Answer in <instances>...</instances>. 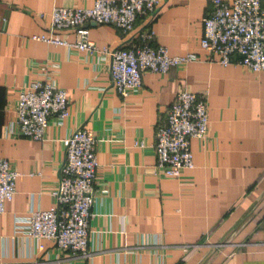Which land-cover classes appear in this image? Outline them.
<instances>
[{
  "label": "crops",
  "instance_id": "0c3cea01",
  "mask_svg": "<svg viewBox=\"0 0 264 264\" xmlns=\"http://www.w3.org/2000/svg\"><path fill=\"white\" fill-rule=\"evenodd\" d=\"M92 2L0 0V157L18 173L0 213V264H264V73L204 61L201 17L210 0H159L154 16L137 19L127 36L111 25L88 26L98 48L117 47L145 28L148 43L167 55L197 57L165 74L144 72L139 91L122 98L109 85L106 59L29 39L47 33L54 7ZM47 60L59 62L55 83L68 115L59 126L49 118L40 140L14 136L8 128L18 92ZM181 88L205 92L207 136L189 139L192 167L173 179L151 171L152 144ZM76 128L96 139L90 254L58 252L45 239L34 254L31 241L13 232V217L53 206L61 139Z\"/></svg>",
  "mask_w": 264,
  "mask_h": 264
},
{
  "label": "built area",
  "instance_id": "2783aa9c",
  "mask_svg": "<svg viewBox=\"0 0 264 264\" xmlns=\"http://www.w3.org/2000/svg\"><path fill=\"white\" fill-rule=\"evenodd\" d=\"M159 0H93L90 7H54L50 12L47 33L32 34L29 39L61 46L67 51L83 52L91 59H106L109 85L124 98L141 87L144 72L165 74L171 67L196 61L193 53L169 56L162 46H152L149 30L143 28L112 49L98 48L88 37L90 24L111 25L127 36L139 18L154 16ZM199 47L204 61L221 66L239 65L253 73H264V7L259 0H210L209 10L201 17ZM59 33L72 34V40ZM37 80L18 92L14 120L8 132L14 136L40 140L49 122L56 126L67 117L68 100L58 88L55 76L59 62L47 60L38 65ZM206 94L179 89L166 108L163 121L154 131V163L151 171L176 179L182 169L192 167L189 139H206ZM96 139L89 131L76 128L62 139L63 159L58 180L51 192L53 206L30 210L14 216L12 230L31 241L34 254L44 250L47 240L58 252L86 258L87 220L94 193ZM141 147V142L135 141ZM18 173L0 157V213L4 202L14 193Z\"/></svg>",
  "mask_w": 264,
  "mask_h": 264
}]
</instances>
